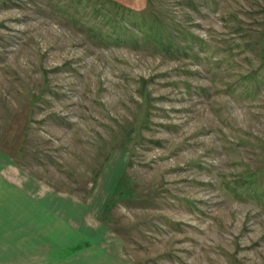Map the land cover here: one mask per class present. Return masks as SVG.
I'll use <instances>...</instances> for the list:
<instances>
[{
    "label": "rangeland",
    "instance_id": "1",
    "mask_svg": "<svg viewBox=\"0 0 264 264\" xmlns=\"http://www.w3.org/2000/svg\"><path fill=\"white\" fill-rule=\"evenodd\" d=\"M20 191L113 264H264V0H0V264Z\"/></svg>",
    "mask_w": 264,
    "mask_h": 264
},
{
    "label": "crops",
    "instance_id": "2",
    "mask_svg": "<svg viewBox=\"0 0 264 264\" xmlns=\"http://www.w3.org/2000/svg\"><path fill=\"white\" fill-rule=\"evenodd\" d=\"M59 196L54 192H48L42 198L35 199L25 191L15 194L18 204L24 206L27 203V207H15V224L13 225L15 227V245L11 252L15 257L14 263L83 264L79 254L88 249L91 250L88 251L90 255L87 256L89 260L86 261V264L115 263L112 258L103 257L100 254V242L94 239V236L98 237L100 234V225L85 221L87 213L85 207L80 206L72 199ZM54 199L58 200V212L53 210L52 200ZM23 200L27 202L23 204ZM78 211L80 213L75 216ZM51 213L67 222L75 219L74 222L71 221L72 223L48 222ZM5 226L9 227L10 224L6 223Z\"/></svg>",
    "mask_w": 264,
    "mask_h": 264
},
{
    "label": "trees",
    "instance_id": "3",
    "mask_svg": "<svg viewBox=\"0 0 264 264\" xmlns=\"http://www.w3.org/2000/svg\"><path fill=\"white\" fill-rule=\"evenodd\" d=\"M157 44H158V46H160L159 43H157ZM120 180L121 179L119 177V179L117 180V182L115 184V186H116L115 189L113 187L114 190H113L112 193H110L109 198H108V201H107V203L104 206L103 212H106L107 214H108V211L111 209V207L114 204H116V202L119 201V199H121L120 197H123L122 196L123 191L117 192V188L120 187V184H121Z\"/></svg>",
    "mask_w": 264,
    "mask_h": 264
}]
</instances>
